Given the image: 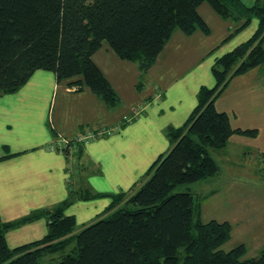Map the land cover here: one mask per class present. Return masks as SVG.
Returning a JSON list of instances; mask_svg holds the SVG:
<instances>
[{"label":"trees","instance_id":"1","mask_svg":"<svg viewBox=\"0 0 264 264\" xmlns=\"http://www.w3.org/2000/svg\"><path fill=\"white\" fill-rule=\"evenodd\" d=\"M204 3L224 20L242 19L238 30L252 19L259 21L258 29L216 61V85L201 87L187 122L167 130L171 149L133 190L112 196L105 216L78 233L75 217L65 213L73 200L16 224H3L0 217V264H264V250L252 258L243 244L223 251L232 225L203 221L201 202L190 191L171 194L176 185L219 172L210 150L225 148L235 134L255 135L232 129L215 102L234 77L264 64V0L251 6L243 0H0V92H16L44 70L54 73L58 83L81 77L74 83L78 91L86 85L115 106L120 98L93 59L103 42L147 72L176 30L211 33L198 11ZM82 150L79 146L77 155ZM42 216L48 218L47 235L11 250L6 231ZM50 255L60 259L44 263Z\"/></svg>","mask_w":264,"mask_h":264},{"label":"crops","instance_id":"2","mask_svg":"<svg viewBox=\"0 0 264 264\" xmlns=\"http://www.w3.org/2000/svg\"><path fill=\"white\" fill-rule=\"evenodd\" d=\"M255 1L243 0L247 6ZM198 11L211 33L197 30L186 35L176 30L147 72L137 62L119 58L103 42L93 59L120 97L115 106L108 105L86 85L78 91L74 83L81 77L58 83L54 73L44 70L35 72L16 92H0L3 224L19 223L34 213L73 200L65 213L75 217L78 233L107 214L112 196L130 192L139 184L153 163L171 149L167 130L187 122L198 105L201 87L216 85L212 72L216 61L248 41L258 29L259 21L252 19L246 28L238 30L242 19L224 20L206 3ZM139 87L142 89L137 92ZM123 89L133 97L130 103H124L120 94ZM56 93L60 101L54 105ZM215 107L228 116L232 129L255 131L254 136L235 134L225 148L210 150L219 172L199 181L204 201L225 196L232 224L236 219L234 207L243 190L251 196L264 193V179L255 180L264 175V169L253 168L255 160L264 163V64L234 77ZM106 129L117 131L84 145L80 155L76 148L68 152L50 148L57 139ZM90 193L102 195L87 199ZM247 206L252 207L251 203ZM201 210L203 215V206ZM256 219L249 213L243 222L248 225L249 240H253L250 247L264 240V217L261 222ZM211 220L229 222L226 218ZM47 233L48 218L42 216L7 230L5 238L8 247L15 250L43 239ZM256 249L259 255L264 244L254 247L252 254Z\"/></svg>","mask_w":264,"mask_h":264},{"label":"rangeland","instance_id":"3","mask_svg":"<svg viewBox=\"0 0 264 264\" xmlns=\"http://www.w3.org/2000/svg\"><path fill=\"white\" fill-rule=\"evenodd\" d=\"M88 2H91V0H88ZM219 69H221V67ZM230 72H232V71H230ZM141 82H144L143 79H141ZM139 89H142V88L141 87L137 88V92L141 91ZM120 94L122 95V99H123L124 103L126 102V104L130 103L131 98L133 99L131 94H129L127 92V89L120 90ZM54 97H57L56 98L57 101L54 102V105H56L57 102L60 101V97L58 96L57 93H56V95ZM215 155L218 158V151L215 153ZM231 162H233V161L231 160ZM220 163L222 165H224L222 161ZM242 163H245V162L242 161ZM253 164H255V166H253V168H255V169H259V168L264 169V163L261 160L260 161H256L255 160L253 162ZM245 165L248 166V163H245ZM249 165L251 167V164H249ZM258 177L255 180L259 181L261 179H264V175L263 176H259L258 175ZM204 183H202V184H204ZM202 188L203 187H202L201 183L199 184V182L198 183H192V184L176 185L173 188L171 194H176V193H182V192L190 191L191 193H193L195 195V197L199 198V200L201 202V206H203V215L202 216H203V220L205 222H210V221H212L211 219H214V218L219 219V221L221 219H225L226 218L229 221V222L226 221V223L231 224L230 222H232L233 217L230 216V213H229V211L231 209L230 210H226L225 209V208L228 207V206L225 207V205L227 204L225 196L222 195L219 199H216V200L210 199V200H205L204 201V197L202 196V194L201 195L199 194V190L202 189ZM219 195H221V194H219ZM239 195L242 198L237 199L239 201L238 202L236 201L237 206L234 207V209H236V214H235L236 215V219L234 220V223L231 224L232 225L231 238L226 244H224L222 246V250L225 251V252H229L232 249H234L237 245H239L241 243H244V244L247 245V247L249 249L251 248L249 251H248V248H247L248 252L246 254V257L248 258V256L253 255V254L256 255V256L258 255V254H256V253H259L258 252L259 250H257V249L252 254L253 248L254 247L258 248V245L261 246L262 244H264V240H261V241L259 240V242H258L259 244L258 245L254 246V247H250L253 244V240L251 238L249 240V237H248V235H249L248 225H245L244 223L246 222V219H247V216L249 215V213L255 214L257 219L259 218V222L262 221L261 219L264 217V193L262 192V193L254 194V196H251L252 194L250 195L248 190H243V192H241V194H239ZM249 202L251 203L252 207H248L247 206V205H250ZM244 203H245V205H244ZM208 220H210V221H208ZM75 245H76V242L73 243L71 248H73ZM44 258L45 259L42 260V261H44V263L45 262H49V261H57V260L60 259V257H58V255L45 256Z\"/></svg>","mask_w":264,"mask_h":264},{"label":"built area","instance_id":"4","mask_svg":"<svg viewBox=\"0 0 264 264\" xmlns=\"http://www.w3.org/2000/svg\"><path fill=\"white\" fill-rule=\"evenodd\" d=\"M117 131V129H106L102 130L100 132H86V133H81L77 137L72 138V139H57L52 145L51 149L52 150H61L63 152H68L69 150L71 151L72 149H78L79 146H84L88 144L91 141H94L100 137H105V136H110L114 134Z\"/></svg>","mask_w":264,"mask_h":264}]
</instances>
